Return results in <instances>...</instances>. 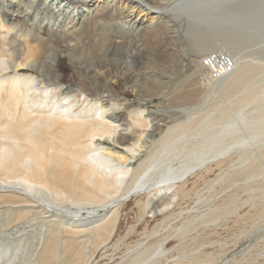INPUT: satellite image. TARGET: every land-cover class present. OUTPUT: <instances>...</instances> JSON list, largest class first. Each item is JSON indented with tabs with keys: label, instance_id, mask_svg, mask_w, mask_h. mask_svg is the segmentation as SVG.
Wrapping results in <instances>:
<instances>
[{
	"label": "bare ground",
	"instance_id": "6f19581e",
	"mask_svg": "<svg viewBox=\"0 0 264 264\" xmlns=\"http://www.w3.org/2000/svg\"><path fill=\"white\" fill-rule=\"evenodd\" d=\"M261 43L264 0H0V264H227L243 238L217 211L264 154ZM64 62L101 77L90 109Z\"/></svg>",
	"mask_w": 264,
	"mask_h": 264
},
{
	"label": "rangeland",
	"instance_id": "374dc122",
	"mask_svg": "<svg viewBox=\"0 0 264 264\" xmlns=\"http://www.w3.org/2000/svg\"><path fill=\"white\" fill-rule=\"evenodd\" d=\"M182 36L179 37V41L181 42V44L183 43L182 40ZM264 46L263 43L258 44L257 47H262ZM183 50H185V46H182ZM187 49V48H186ZM113 52L115 53V57H117V59H123V61H125V65L130 66L128 69H130L132 66L133 70H137L138 67V61L135 60L134 58H131L127 55H124L125 53L123 51H119V50H113ZM119 57V58H118ZM155 57V62L159 61L161 63V61L163 60V58H161L160 56H154ZM127 58V59H126ZM130 58V59H129ZM137 61V62H136ZM159 67V64L157 62L156 64ZM61 67L63 69V71L65 72L66 75H68L71 71L76 75V79L71 81L69 83L71 92L70 94H75L74 99V103L76 104V107H86L87 109H90V103H94L97 102L95 99L97 96H99L100 94L104 93V85L102 83L101 77L100 76H96L95 74H93L91 72V69H93V66L91 64L88 63H79V62H74V70H71V66L69 64H67L66 62L61 64ZM91 67V68H90ZM157 67V68H158ZM130 69V70H132ZM138 73V72H137ZM38 75V74H36ZM41 75V74H39ZM45 77H47L46 75H44ZM144 79V78H142ZM80 82H85L88 84L89 86V90L88 91H84L81 89V85ZM137 82V80H136ZM60 85H56V90H58V88H60ZM128 88V90L132 91V89H135L132 87V84H129L126 86ZM132 95L129 96V98L132 99L131 97ZM86 97L91 98V100L86 99ZM134 98V97H133ZM145 97L143 95L141 96H137V98L133 99V103H137L140 102L142 107H146V109L151 112V111H157V110H163V106H162V101L158 98L155 99H151L149 101H143ZM144 103V104H143ZM262 169V173L259 174L255 179H247L248 178V173L253 170V171H258ZM224 183H232V179L228 178L224 181ZM232 195L230 198L236 197L238 196V201L236 204V208L234 211H229L231 214L225 216L223 215V213L226 211L225 209H219L220 205L219 203H217L214 208L217 211V216L215 218L216 220H221V221H229V226L232 224H240V227L238 229V231L236 232L235 236H234V240L236 239L238 240L239 238L242 239L243 238V244L239 245L233 252H229L227 255V264H264V251L262 252V256L261 257H257L256 253L259 251L264 250V231L259 228L256 227L254 230L248 232L249 226L253 223V222H248V220H250V218H248L246 220V218L244 217V213L246 212V210L248 209L250 204H253L256 206H258L259 211H258V216H259V212H262V215H264V154L263 156H258V158L254 161L251 162L249 161L248 164L246 165L245 169H243L239 175H238V180L237 183L232 185ZM218 188V187H217ZM216 188V189H217ZM217 190H221V188L217 189ZM219 197V194H215L214 198ZM229 198V197H227ZM229 202H231V200H229ZM129 208V207H127ZM100 214L103 213V211L99 212ZM206 213H207V201L205 203V207H204V211H203V218L206 219ZM260 217V216H259ZM236 221V222H235ZM257 220H254V224H256ZM116 228L119 231V228L122 229V233L124 232L123 229V223H121L120 225H117ZM211 238H215L210 236ZM210 237H207L208 239L211 240ZM229 237V236H228ZM207 239H205V243H207ZM202 243L204 246V249L202 247V245H199L200 243H198V246H201L202 251L205 252L207 251V247L205 246V243ZM168 244V243H167ZM170 245V243L168 244ZM95 247V248H94ZM91 251L95 252L96 246H94ZM228 248H231V244L229 243L227 245ZM245 248H247V254L243 260V257L236 256L238 255V252L241 253L242 251H245ZM243 249V250H242ZM92 256V255H90ZM222 254L218 257L219 260L218 262H216L217 264H223L224 263V256L222 257ZM239 261V262H238Z\"/></svg>",
	"mask_w": 264,
	"mask_h": 264
},
{
	"label": "built area",
	"instance_id": "2783aa9c",
	"mask_svg": "<svg viewBox=\"0 0 264 264\" xmlns=\"http://www.w3.org/2000/svg\"><path fill=\"white\" fill-rule=\"evenodd\" d=\"M215 58H217V57H215ZM218 59V58H217ZM221 62H222V65H223V67L225 68V71L224 72H228V70H229V68H230V64H229V61L226 59V58H223V60H225L226 61V63H225V61H223L222 59H219ZM213 65V64H212ZM213 67V66H212Z\"/></svg>",
	"mask_w": 264,
	"mask_h": 264
}]
</instances>
